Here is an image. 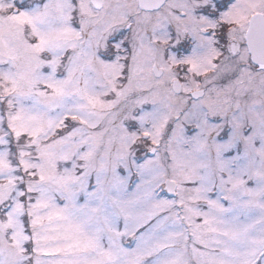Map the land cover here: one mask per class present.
Masks as SVG:
<instances>
[{
  "label": "snow or ice",
  "instance_id": "snow-or-ice-1",
  "mask_svg": "<svg viewBox=\"0 0 264 264\" xmlns=\"http://www.w3.org/2000/svg\"><path fill=\"white\" fill-rule=\"evenodd\" d=\"M0 264H264V0H0Z\"/></svg>",
  "mask_w": 264,
  "mask_h": 264
}]
</instances>
